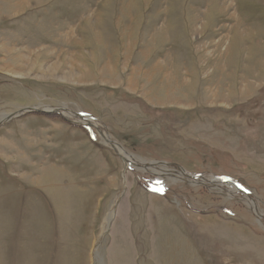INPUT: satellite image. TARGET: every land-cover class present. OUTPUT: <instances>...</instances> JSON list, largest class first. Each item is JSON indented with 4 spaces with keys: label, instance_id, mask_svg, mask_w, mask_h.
<instances>
[{
    "label": "rangeland",
    "instance_id": "obj_1",
    "mask_svg": "<svg viewBox=\"0 0 264 264\" xmlns=\"http://www.w3.org/2000/svg\"><path fill=\"white\" fill-rule=\"evenodd\" d=\"M0 114V264H264V0H0Z\"/></svg>",
    "mask_w": 264,
    "mask_h": 264
},
{
    "label": "bare ground",
    "instance_id": "obj_2",
    "mask_svg": "<svg viewBox=\"0 0 264 264\" xmlns=\"http://www.w3.org/2000/svg\"><path fill=\"white\" fill-rule=\"evenodd\" d=\"M45 111H46V110H45ZM6 118H7V115H6V114H0V122L6 120ZM88 122L92 123V125H94V127L97 126V124L94 123L93 120H91L90 118L88 119L87 123H88ZM100 136H101V139H102V141H103L104 144L109 145V146H111V147H114L115 151L118 153V155L120 156V158H122V159L124 160V162L126 163V166H133V167H135V168H137V169H142L141 166L139 167V166H137V165L135 164V162H138V161H137V160H138L137 158H135L134 156H132V155H130V154H128V153H126V152H125V151H124L119 145H117V144H115V143H112V142L109 140V137H108L106 134H102V135H100ZM143 163H144L143 160H139V164H143ZM155 173H156L157 175L161 176V173H160V172H157V171H156ZM211 180H212V181H215L214 178L211 179ZM173 182H175V181H173ZM225 186L230 187L231 190H232L233 192H236L235 187H234V186H231V183H230V182H227V183L225 184ZM247 203H248L249 206L253 207V202H252V201L247 200ZM112 218H113V214H112V212H110V213L105 217V219H104L103 231H105L106 227L109 225V223H111ZM97 258H98V254H96V259H97Z\"/></svg>",
    "mask_w": 264,
    "mask_h": 264
},
{
    "label": "water",
    "instance_id": "obj_3",
    "mask_svg": "<svg viewBox=\"0 0 264 264\" xmlns=\"http://www.w3.org/2000/svg\"><path fill=\"white\" fill-rule=\"evenodd\" d=\"M33 110H34V109H33ZM24 112L26 113V112H30V111H26V110H25ZM40 112L47 113V112L44 111V110H41ZM7 119L10 120V119H11V115H10V116H7ZM111 148L114 149V147H111ZM114 150H115V149H114Z\"/></svg>",
    "mask_w": 264,
    "mask_h": 264
}]
</instances>
